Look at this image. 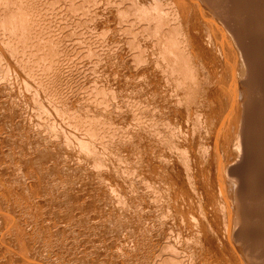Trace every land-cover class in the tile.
<instances>
[{"label": "rangeland", "instance_id": "1", "mask_svg": "<svg viewBox=\"0 0 264 264\" xmlns=\"http://www.w3.org/2000/svg\"><path fill=\"white\" fill-rule=\"evenodd\" d=\"M0 130V264H264V0H0Z\"/></svg>", "mask_w": 264, "mask_h": 264}, {"label": "bare ground", "instance_id": "2", "mask_svg": "<svg viewBox=\"0 0 264 264\" xmlns=\"http://www.w3.org/2000/svg\"><path fill=\"white\" fill-rule=\"evenodd\" d=\"M258 20V19H257ZM212 23V22H211ZM141 23H139V25H140ZM213 26V25H212ZM125 28V27H124ZM214 28V27H213ZM92 34V33H91ZM133 35V34H132ZM91 36V35H90ZM235 36L237 37V40L238 41H242V36H240V35H238V33L237 34H235ZM242 43V42H241ZM189 46V45H188ZM245 48V47H244ZM245 51V50H244ZM246 52V51H245ZM245 52H243L242 54L240 53V49L238 48V53L241 55V56H243V55H246L245 54ZM248 53V52H247ZM222 56V55H221ZM131 57V56H130ZM162 57V56H161ZM247 57V56H246ZM245 57V58H246ZM242 58V57H241ZM247 59V58H246ZM246 59H244V60H246ZM243 60V59H242ZM249 60V59H248ZM248 60H246V62L248 61ZM249 62V61H248ZM243 63H245V62H243ZM250 64V63H249ZM169 66V65H168ZM200 66V65H199ZM202 67V66H201ZM204 70V69H203ZM204 72V71H203ZM168 74V73H167ZM181 74V73H180ZM65 76V75H64ZM181 81V80H180ZM83 91V90H82ZM191 93V92H190ZM228 93V92H227ZM77 96V95H76ZM184 96V95H183ZM87 98V97H86ZM192 98V97H191ZM197 99V98H196ZM187 100H188V98H187ZM76 101V100H75ZM193 102V101H192ZM195 104V103H194ZM193 105V104H192ZM202 105V104H201ZM188 107V106H187ZM90 108V107H89ZM83 117V116H82ZM197 117V116H196ZM242 120V119H241ZM107 125V124H106ZM199 126V125H198ZM1 131V130H0ZM241 145V144H240ZM239 147V146H238ZM116 193V192H115ZM154 200V199H153ZM77 201V200H76ZM220 203V202H219ZM124 208V207H123ZM211 210H213V209H211ZM222 210V209H221ZM60 212V211H59ZM92 220V219H91ZM138 220V219H137ZM73 226V225H72ZM154 235V234H153ZM180 236V235H179ZM252 236V235H251ZM82 237V236H81ZM244 237V236H243ZM99 247V246H98ZM115 247V246H114ZM139 247V246H138ZM100 248V247H99ZM119 255V254H118ZM23 258V257H22ZM102 260V259H101ZM19 261V260H18ZM133 262V261H132Z\"/></svg>", "mask_w": 264, "mask_h": 264}]
</instances>
